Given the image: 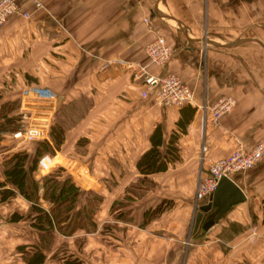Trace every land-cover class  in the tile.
<instances>
[{
  "label": "crops",
  "instance_id": "0c3cea01",
  "mask_svg": "<svg viewBox=\"0 0 264 264\" xmlns=\"http://www.w3.org/2000/svg\"><path fill=\"white\" fill-rule=\"evenodd\" d=\"M17 2L20 11L0 24V107L11 103L10 115L23 127H45L54 150L38 158L33 173L40 182L62 166L80 187L104 185L95 204L80 192L70 217L60 227L53 223L38 264H264V156L232 175L245 199L208 229L193 222L197 205L207 201L198 194L200 174L213 159L264 137V0ZM159 34L172 47L163 65L150 62L146 50ZM144 65L155 74L173 71L195 89L186 132L176 124L181 106L160 105L153 93L142 96L144 79L134 72ZM35 84L51 87L56 100L24 96V87ZM222 95L233 96L235 104L212 123L204 104ZM59 103L76 111L67 124L65 116L56 122ZM158 123L163 150L179 132L178 157L145 175L137 161ZM55 124L64 129L58 146L50 135ZM12 133L0 139V179L3 160L25 141ZM78 142L82 152L74 154ZM23 147L33 153L29 142ZM39 203L47 210L52 204L43 196ZM29 206L21 194L0 203V264H29L25 250L41 245L34 218H9Z\"/></svg>",
  "mask_w": 264,
  "mask_h": 264
},
{
  "label": "trees",
  "instance_id": "16d2710c",
  "mask_svg": "<svg viewBox=\"0 0 264 264\" xmlns=\"http://www.w3.org/2000/svg\"><path fill=\"white\" fill-rule=\"evenodd\" d=\"M13 105L5 104L0 107V139L2 133L13 132L22 127L21 121L14 114L10 115ZM196 107L190 103L181 105L180 116L176 121L178 129L186 132L187 124L193 118ZM64 129L61 125L55 124L51 128V137L55 146L60 145L63 141ZM179 132L171 133L168 147L166 150L161 149L163 144V128L158 123L151 133L152 145L145 150L137 161V167L143 174L165 170L170 162L175 160L177 156L175 140ZM33 153L29 152L25 147L11 152L3 160L4 179H0V203L10 201L17 194L23 195L30 201L29 211L25 214L13 211L9 218L12 220L34 218V224L41 229V245L34 246L33 252H24V256L29 264H38L45 260V252L42 247L48 245L51 235L50 229L53 223L60 227L63 220H67L70 215L68 211L73 208L78 194L82 191L81 187L76 185L69 173L62 166H58L51 172L45 174L42 182L34 177V171L37 169V161L44 152H53L54 148L47 139H41L32 144ZM65 171L67 176L62 177L60 171ZM40 188L43 189L42 195ZM52 202L49 209L43 208L40 203V197ZM98 198V196H97ZM93 211V207L90 208ZM160 210L158 205L152 213L155 214ZM34 213V214H33ZM54 221V222H53ZM25 248V245L22 248Z\"/></svg>",
  "mask_w": 264,
  "mask_h": 264
},
{
  "label": "built area",
  "instance_id": "2783aa9c",
  "mask_svg": "<svg viewBox=\"0 0 264 264\" xmlns=\"http://www.w3.org/2000/svg\"><path fill=\"white\" fill-rule=\"evenodd\" d=\"M20 6L17 0H0V24L4 23L13 13L19 12ZM28 16L26 11L22 12ZM149 21V17H145ZM150 62L163 65L171 54L172 47L164 35H157L146 47ZM136 77L144 79L145 88L141 94L144 97L153 93L154 99L164 106H181L186 103H194L195 89L181 76L175 72L155 74L146 69L145 65L137 67L134 72ZM24 96L35 97L44 101H54L57 94L51 90H43L37 85H28L22 91ZM235 104L231 95H222L212 104H204L205 109L210 108L212 112L211 122L217 123L221 116L229 111ZM45 127L38 124H28L20 130L14 131V136L27 135L28 137L45 138L47 131ZM206 144L202 150H206ZM264 156V137L258 140L252 147L246 148L242 145L236 146L229 154L220 156L211 161L206 174L201 175L198 181V194L207 195L217 185L220 177L229 176L242 172L255 165ZM45 157V155L43 156ZM43 158H40L42 160ZM4 215L0 211V227L4 223Z\"/></svg>",
  "mask_w": 264,
  "mask_h": 264
},
{
  "label": "water",
  "instance_id": "95a60500",
  "mask_svg": "<svg viewBox=\"0 0 264 264\" xmlns=\"http://www.w3.org/2000/svg\"><path fill=\"white\" fill-rule=\"evenodd\" d=\"M206 197L207 201L198 205V210L195 213L194 228H198L200 225L204 229H208L234 203L245 199V193L232 177L222 176L216 187ZM209 211L211 213L203 218V214Z\"/></svg>",
  "mask_w": 264,
  "mask_h": 264
},
{
  "label": "rangeland",
  "instance_id": "374dc122",
  "mask_svg": "<svg viewBox=\"0 0 264 264\" xmlns=\"http://www.w3.org/2000/svg\"><path fill=\"white\" fill-rule=\"evenodd\" d=\"M35 85H37V84H35ZM37 86H39L41 89H43V90H51V91H53V92H55L51 87L49 88L48 86H46V85H37ZM56 93V92H55ZM82 109L83 108H85L86 106L85 105H79ZM58 111H57V113H56V122L57 121H60V120H62L63 121V119H62V117L63 116H65V118H66V120L64 121L65 122V124H67V122H70V121H72L71 119L73 118V116H75L76 115V111H75V115H72L73 114V112L71 111L72 109H71V106L70 105H66V104H60L59 103V105H58ZM78 107V106H77ZM68 120V121H67ZM24 127L22 126V127H20L19 129H16V130H20V129H23ZM15 130V131H16ZM13 134V133H12ZM13 137H14V134H13ZM19 139H24L25 141H22L21 142V144L20 145H25V143H27V142H29L30 143V145L31 144H33V143H35L36 141H38V140H41L42 138H36V137H28L27 135L25 136V135H23V136H19L18 137ZM44 139H46V137L44 138ZM80 142H78L77 144H78V147L77 148H74V154L75 153H80V152H82L81 150H82V148L80 147L81 146V144H79ZM51 146H52V144H51ZM57 146V145H56ZM60 175L62 176V177H65V176H67V173L65 172V171H60ZM202 174H200V176H201ZM107 186H112V185H107ZM104 187V185H100V184H84L82 187H81V192H84V194H85V196H89V197H91L90 198V200L88 201L89 203H91L92 205L93 204H95L97 201V194H99V190H101L102 188ZM130 190H132V191H136V192H142V190H141V187L139 186V185H131V186H129L128 187ZM168 204H169V202H168ZM167 204V205H168ZM90 205V204H89ZM197 210H198V205H197ZM4 219H5V217H4ZM194 219H195V216H194ZM194 222V221H193ZM3 226V225H2ZM2 226L0 227V229L2 228ZM98 236V238H99V234L97 235ZM97 236L96 235H90L89 237H88V239H94L95 240V238H97ZM90 247H94V245H91ZM98 257V256H97ZM245 261V260H244ZM241 264H245V263H241Z\"/></svg>",
  "mask_w": 264,
  "mask_h": 264
}]
</instances>
